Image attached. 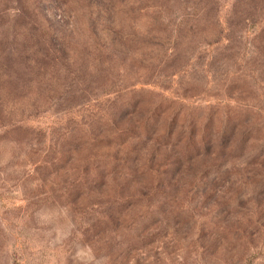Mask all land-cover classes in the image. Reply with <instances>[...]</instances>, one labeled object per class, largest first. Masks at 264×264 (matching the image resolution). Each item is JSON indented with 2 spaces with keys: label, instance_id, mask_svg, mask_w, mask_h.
<instances>
[{
  "label": "rangeland",
  "instance_id": "rangeland-1",
  "mask_svg": "<svg viewBox=\"0 0 264 264\" xmlns=\"http://www.w3.org/2000/svg\"><path fill=\"white\" fill-rule=\"evenodd\" d=\"M0 264H264V0H0Z\"/></svg>",
  "mask_w": 264,
  "mask_h": 264
}]
</instances>
